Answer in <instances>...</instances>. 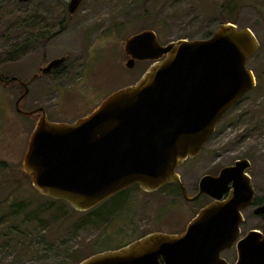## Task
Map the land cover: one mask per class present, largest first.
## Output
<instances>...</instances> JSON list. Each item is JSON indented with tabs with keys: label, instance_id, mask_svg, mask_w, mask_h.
<instances>
[{
	"label": "water",
	"instance_id": "95a60500",
	"mask_svg": "<svg viewBox=\"0 0 264 264\" xmlns=\"http://www.w3.org/2000/svg\"><path fill=\"white\" fill-rule=\"evenodd\" d=\"M80 1L70 0L68 11L74 12ZM259 48L251 28L232 22L219 24L203 39L160 44L152 29L128 36L123 43L127 66L134 60L152 63L138 80L113 91L74 122L51 121L39 108L42 113L23 157L25 175L40 194L63 200L76 211H87L134 183L154 191L180 182L176 168L199 154L218 120L256 86L248 60ZM63 59L50 60L43 72ZM10 81L26 85L15 76ZM26 93L25 88L15 106L30 115L36 110L19 109ZM236 172L240 173L237 166L222 170L215 180L222 192L213 195L215 200L185 232L148 233L77 264H230L222 252L234 246V264H264V234L253 229L240 237L242 210L247 206L241 192L237 189L227 200L221 199L226 181Z\"/></svg>",
	"mask_w": 264,
	"mask_h": 264
},
{
	"label": "rangeland",
	"instance_id": "374dc122",
	"mask_svg": "<svg viewBox=\"0 0 264 264\" xmlns=\"http://www.w3.org/2000/svg\"><path fill=\"white\" fill-rule=\"evenodd\" d=\"M67 2L0 0V68L5 75L24 80L37 65L65 55L62 65L70 73L62 85H71L65 82L71 77L77 84L66 93L62 89L56 92L55 78L34 80L29 95L19 103L20 110L42 104L49 110V120L74 122L95 109L102 98L132 84L150 64L143 61L132 68L126 66L123 43L132 33L151 28L164 44L208 38L226 21L251 28L260 41V49L248 65L257 76L259 107H264V0H82L60 34L43 46L31 44L24 50L25 34L34 32L25 23L18 25L25 15L43 6L64 13ZM101 25L103 32L91 45V30ZM21 93L18 84L0 82V264H77L123 240L131 230L134 234L159 229L181 232L188 227L201 205L189 203L181 194L168 195L174 192L170 186L153 192L131 188L136 199L123 211L129 214L126 224L125 215L119 213L107 221L106 210L117 198L87 211H73L67 203L40 194L23 170L36 117L16 110L15 100ZM260 142L264 143L262 135ZM261 225L258 219L252 220L245 225V233ZM222 256L234 264L236 248Z\"/></svg>",
	"mask_w": 264,
	"mask_h": 264
},
{
	"label": "flooded vegetation",
	"instance_id": "af4514ba",
	"mask_svg": "<svg viewBox=\"0 0 264 264\" xmlns=\"http://www.w3.org/2000/svg\"><path fill=\"white\" fill-rule=\"evenodd\" d=\"M26 1H22V2H26ZM69 1L70 0H68V2ZM68 2L66 6V12L64 13L59 12L57 14L56 13L57 11L47 10L43 6V8L39 10L32 11L30 15H25V20L23 21L25 23L24 27L25 28L31 27V30L34 29V32L30 34H25V38H24L25 42L23 43L24 50H29L31 44L37 46H43L47 42H49L54 36L60 34L62 29L66 27L67 22L71 20L73 14L78 10L80 4L82 3V0L80 1L75 11L72 13L68 11L67 8ZM66 13L68 17H66ZM51 16L52 18H50ZM147 29H151V28H147ZM102 30H103V25L95 26L93 30H91L92 32H94L93 36L91 37V40L89 41L91 45L94 43L93 40L103 32ZM157 40H158V36H157ZM158 42L160 44H163L159 40ZM255 54H253L250 57L248 63L249 61H251V58ZM63 56H64L63 61L53 66L47 73H44L42 69L46 66V64L50 60L56 57L48 59L44 63V65H40V64L37 65L36 69L30 73L29 77L27 79L22 80L23 82L26 83V85L23 87L18 84L22 88V92L24 91L25 88L27 89V93L20 99V101L25 99L29 95L30 93L29 85L31 84V82H33L34 80L41 79L43 77L55 78L57 85L54 88L56 89V92L58 91V89H62L65 90L67 93L72 90V86H77L76 83H73L76 82V80L72 82L71 80L73 79L72 77L70 80L69 78L65 80L66 83L69 82V84L71 85L69 86L66 85V87L62 85L63 80L66 79L67 75L70 73V70L67 71L66 66L62 65L63 62L66 60V56L65 55ZM127 57H128L127 58L128 61L129 55H127ZM127 61H126V66H127ZM143 61H149L150 64L152 63L151 60H134L133 65L130 68L134 67L135 63L143 62ZM148 66L140 73V75L134 80V82L140 78V76L144 73V71L148 68ZM76 72L78 71L76 70L74 72V76L77 74ZM10 77L5 75V73L0 68V82L2 83V85L9 84L7 80ZM76 79L78 81V78ZM256 86H257V76H256ZM256 86L252 90L245 92L218 120V122L215 125V129L213 133L205 142L199 154L195 156H189L184 160L182 165L176 168V172L178 174V177H180L181 181L169 182L160 187L162 188L165 186L167 187L170 186L172 190H174V192L168 193V195H171L172 197L176 196L177 194H181L183 198L187 200L189 203H195V202L200 203L199 205L201 206L199 207V209H197L196 214L191 219L193 220L207 204L215 200V198L213 197L214 194H220L222 192L221 191L222 188L215 183L216 178L221 175L222 170L227 167L237 166V168H239L240 170V173L236 172L234 173V175L232 173L229 176L228 180L226 181V188L225 190H223V197L221 199L227 200L232 195V193L237 189L238 191L241 192L243 196L242 204L247 206L242 210L243 221L240 226L241 228L240 237L245 236L250 230L253 229H256L260 231L262 234H264V210H260L262 207H264V143L262 144V142H260L261 135L264 138V107H259L260 101L258 100L260 94L259 91L256 90ZM19 96L16 98L15 103L18 100ZM104 98H102V100ZM39 108L43 109V111L45 112L48 118L47 111L49 110L45 108L44 105L42 104L35 105L28 109V111L36 110L35 112H32L30 115H28V116L35 115L36 119L34 125L38 117L42 113L41 109ZM236 132L238 133L237 135H235ZM251 141H255V142H251ZM237 162H239V165H237ZM202 180H204V182ZM135 186H138V189H140L143 192H153V191L143 190L138 184L134 183L112 194L111 196L103 200V202L105 201L107 202L108 200L111 199L113 200L117 198L112 202L110 207L106 210L107 221L111 218V216H114L119 213V215L120 214L125 215L126 218L124 224H126L125 222L127 221L129 214L123 211H125L127 204H129L130 202L131 203L135 202L136 199L135 194L131 195V192H129L131 191V188ZM201 190L203 191V193H201ZM250 190L252 192L251 197H249ZM133 205L134 204H132L131 208H133ZM256 219H258L262 223L261 227L259 228L250 227L249 230H247V232L245 233L246 231L245 225L248 222ZM186 229H184L181 232H172L170 230L164 231L159 229L150 232L142 231L135 234H134V230H131V233L130 232L127 233L128 234L127 237L124 238L123 240H120L117 243L113 242L114 243V244L112 243L113 245H109L108 247L95 251L94 253L109 249L120 248L148 233L160 231L166 233L181 234L185 232ZM121 235H123V233ZM234 248L236 247L234 246L231 249ZM231 249L224 250L222 254L225 251Z\"/></svg>",
	"mask_w": 264,
	"mask_h": 264
},
{
	"label": "trees",
	"instance_id": "16d2710c",
	"mask_svg": "<svg viewBox=\"0 0 264 264\" xmlns=\"http://www.w3.org/2000/svg\"><path fill=\"white\" fill-rule=\"evenodd\" d=\"M226 22H229V21H226ZM224 23H225V22H224ZM22 24H24L23 21L21 22V24L18 23V25H22ZM33 26H34V25H33ZM35 26H36V25H35ZM11 82H14V83L18 84L16 81H11ZM61 201H63V200H61ZM63 202H65V201H63ZM65 203H66V202H65ZM67 204H68V203H67ZM68 205H69V204H68ZM71 210L76 211V210H74V209H72V208H71ZM93 253H94V252H93ZM93 253H92V254H93ZM84 258H85V257H84ZM84 258H82V259H84ZM82 259H81V260H82ZM77 263H78V262H77Z\"/></svg>",
	"mask_w": 264,
	"mask_h": 264
}]
</instances>
